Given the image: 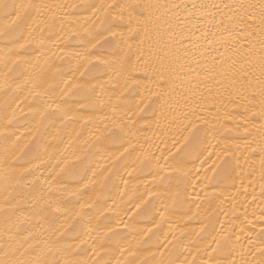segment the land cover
Listing matches in <instances>:
<instances>
[{"label":"snow or ice","instance_id":"1","mask_svg":"<svg viewBox=\"0 0 264 264\" xmlns=\"http://www.w3.org/2000/svg\"><path fill=\"white\" fill-rule=\"evenodd\" d=\"M77 8L89 9L92 16L102 13L104 19L100 26L109 36L90 32L85 26L91 20L88 17L81 25V37V32L76 30V25L81 22L69 11ZM66 25L69 29L66 39H86L92 48L101 40L109 42V37L113 40L119 38L128 50L135 47L136 63L133 64L130 58L124 59L120 62V69L123 91L132 89L140 99L132 104L124 102L123 107L122 96L116 103L104 102L96 96L97 85L87 78L90 69L85 66L79 73L78 83L69 87V82H65L67 91L63 95L69 92L79 95L80 109L108 108L112 114L98 122L92 116L84 120L81 131L76 134V139L80 140L83 132L88 133L83 146L74 145L71 138L65 141L61 128H56L47 144L40 145L36 141L40 126L47 120L50 127H55L56 119L63 124L68 119L70 105L66 100L56 102L53 99L57 88L53 65L47 59L42 65L41 57L35 53L42 52L46 41L51 39L46 33L55 32L57 27L65 31ZM116 27L123 30L116 32ZM0 44L3 45L0 47V95L4 97L3 104H0V169L4 192V204L0 206V213H3L0 216V264H264V228L254 234L255 240L249 236L251 247L245 248L235 233L228 235L223 224L219 230L211 223H201L199 230L189 229L185 223L169 226L164 231L161 227L164 212H160V221L153 217L152 227L129 229L125 224L124 227L137 237L134 244L125 246L122 241L113 239L119 235L116 228L105 223L82 232L76 231L74 226L65 228L60 225L57 214L67 210L59 196L49 197L46 206L34 203L31 211L20 208L18 203L24 198L21 189L35 190L38 181L35 173L40 165L53 160V168L59 169L57 176L70 172L74 178H79L83 187L96 183L97 176L107 181L112 168L107 164H97L96 167L92 164L94 156L107 150L106 145L119 149L107 157L113 166L121 158L140 152L136 159L144 168H155L161 180L165 179V173L187 177L190 169L185 166L188 163L200 160L203 165L213 155L216 159L205 171L212 172L213 177H219L225 184L234 183L245 171V166L255 172L257 169L251 155H233L228 145L216 151L220 141L213 136L217 144H211L209 133L214 132L215 125L208 116L212 115L210 100L225 94L229 102L232 97L248 99L246 93L255 79L259 83V116L264 121V0H122L106 5L0 0ZM65 55L77 58L78 64L85 60L96 67L88 49L83 53ZM96 62L108 63L99 58ZM24 92L33 97L29 112L38 126L35 132L18 135L17 101ZM145 112L158 114L156 124L162 128V135L171 137L174 147L179 145L175 152L169 150L165 154L157 146L160 154L156 155L144 150L143 145L137 148V120L134 117ZM20 113L23 115V109ZM72 119L81 117L73 116ZM256 133L246 140L245 153L259 155L260 195L264 199V122L256 128ZM61 144L63 149H60ZM69 149H72L70 153ZM89 172L91 178H88ZM29 177L34 179L29 180ZM44 183L50 181L46 179ZM100 187L104 188L105 184L101 182ZM64 190L62 185L55 188L57 193ZM152 195L148 193L149 197ZM178 196L179 191L172 194L173 203ZM32 199L38 202L45 198L41 194ZM140 199L141 204L148 203L143 196ZM141 204L135 207L140 209ZM200 206L197 204V209ZM79 215L77 212L76 216ZM100 215L104 216V212ZM257 219L264 220V213ZM178 249L183 251L178 253ZM88 252L92 255L85 259ZM185 252L188 256L180 260L179 256ZM125 253L127 257L122 260Z\"/></svg>","mask_w":264,"mask_h":264},{"label":"bare ground","instance_id":"2","mask_svg":"<svg viewBox=\"0 0 264 264\" xmlns=\"http://www.w3.org/2000/svg\"><path fill=\"white\" fill-rule=\"evenodd\" d=\"M44 2L54 5L65 3L106 5L120 3L122 0H44ZM142 2H148V0H142ZM152 2H155V0H152ZM167 2H175V0H167ZM216 2H220V0H216ZM69 11L81 22L76 25V30L81 32V37H83L81 25L88 17H91V20L85 26L90 32L94 35L97 32H102L104 36H109L100 26L101 21L104 19L102 13L98 12L96 16H92V12L87 8L69 9ZM122 30L120 27L114 28L116 32ZM46 35H51V39L46 41L42 52H36L35 55L41 57L42 65L45 59L53 65L52 72L56 73L55 85L57 86L53 99L56 102L66 100L70 105V110L68 111V119H65L63 124H61L60 119H56L55 127H50L49 122L46 120L44 125L40 126L36 141L40 145L47 144L56 128H61L65 141L71 138L74 145L83 146V141L88 139V133L83 132L80 140L76 139V134L81 131L84 120L92 116L98 122L99 119H103L106 115L110 116L112 113L108 108L80 109L79 95H73L71 92L68 95H63V92L67 91L64 86L65 82H69V87L78 83L79 73L86 66L90 69L87 78L91 79L92 84L97 85L95 89L97 97L106 103H116L117 98L122 96V107L124 102L132 104L138 101L140 97L132 89L126 92L123 91L124 84L120 62L130 58L131 62L135 64L137 61L135 47L128 50L120 43L119 38L113 40L109 37V42L105 43L101 40L100 44L92 48L91 45L86 43V39L76 37L66 39L69 35L67 25L65 31H60L57 27L55 32L46 33ZM197 35H199V32H197ZM93 43H95V40H93ZM2 46L0 44V47ZM85 49H88L92 54L91 58L96 67L87 64L85 60H80L78 64L77 58L65 55V53H83ZM97 58L108 63L98 64L96 62ZM44 66L46 67V65ZM137 75L140 76L142 73H137ZM257 75L259 74L257 73ZM92 77H95V79H92ZM179 82L178 80L177 83ZM258 93L259 83L254 79L252 87L246 93L248 99L232 97L231 102H229V98L225 94L223 97L209 102L212 115L208 116V119L215 125L214 132L209 133V139L213 145L217 144V139L220 141L216 151L228 145L229 151L233 155H251L257 169L252 172L245 166V171L237 177L234 183L225 184L219 177H213L212 172L205 171L211 165L212 160L216 159L215 155L203 165H201L200 160L188 163L185 166L186 169H190L187 177L177 173H165V179L161 180L160 176L156 174L155 168H144L136 159L140 152L132 157L121 158L113 166L107 160V157L117 153L119 149L116 146L106 145L104 147L107 150H102L100 155L94 156L92 164L93 167H96L97 164H107L109 168H112V173L107 181H103L100 176H97L96 183H89L87 187H83L79 178H74L70 172L57 176L59 169L53 168L55 164L53 160L48 164L40 165L39 171L35 173V177L38 178L35 190L32 188L21 189L24 198L18 202L19 207L31 211L34 203L37 206H46L45 201L49 197L59 196L62 206L67 210L63 214H57L60 216L58 221L60 225L65 228L74 226L76 231L82 232L89 227L96 228L98 225L105 223L109 227L116 228L119 235L113 237V239L122 241L125 246L129 243L134 244L137 238L134 232L124 227L125 224L128 225L129 229H146L152 227L153 217L156 221H160L159 213L164 212V219L161 221V227L164 231H167L169 226L175 227L185 223L189 229L196 230H199L201 223H211L219 230L221 224H223L228 235L235 233V236L239 237L240 245L250 248L251 245L248 244L249 236L255 240L257 237L254 234H258L261 228H264V220L257 219L264 213V199L260 195L259 155L245 153L246 140L256 136V128L264 122L261 121L259 116L261 104ZM252 97H255V99H252ZM3 101L4 97L0 95V104H3ZM17 103L19 108L16 111L20 119V123L17 125L18 135L35 132L38 125L29 112V108L33 104V97L24 92ZM20 109H23V115H21ZM73 116L81 117V119L73 120ZM134 118L137 120L135 138V141H138L137 148H139V145H143L144 150H150L159 155L157 146L164 150L165 154L169 150L175 152L176 148L179 147V145L173 146L171 137L162 135V128L156 124L158 114L145 112ZM245 128L248 129L247 132ZM249 133L252 135L250 136ZM213 136L217 139H213ZM162 141H166V143ZM149 145H151L150 149ZM63 147L64 145L61 144L60 149H63ZM71 151L72 149H69V153ZM92 151L94 152L95 149ZM217 162L219 163V161ZM35 163L39 164V161ZM237 171L239 172V170ZM130 172L132 173L131 176L129 175ZM88 178H91L90 172ZM32 179L34 177H29V180ZM46 179L50 183H44ZM125 181L127 187H125ZM101 182L105 184L104 188L100 187ZM61 185L65 190L62 193H57L55 188ZM78 189L79 191H77ZM177 191H179V196L176 197V202L173 203L172 194ZM70 193L76 194L70 195ZM121 193H124V195L121 196ZM148 193L154 195L149 197ZM41 194L44 196V200L37 202L32 199L33 196ZM3 196V176L2 169H0V206L4 204ZM141 196L148 201L147 204H141ZM254 196L256 197L255 200L253 199ZM210 203L211 207L209 206ZM89 204L93 206L91 208L86 207ZM136 204H141V208L137 209ZM197 204L201 205L199 209L196 207ZM165 207L167 208L166 211ZM77 212L80 213L79 216H76ZM101 212H104V216L100 215ZM2 215L3 213H0V216ZM104 217H109L110 220H105ZM189 217H192V219L189 220ZM0 231H2V226H0ZM176 235L179 236V232ZM184 242L186 243V241ZM91 243L92 241L89 240V244ZM180 251H183V249H178V253ZM91 255L92 253L88 252L84 258L87 259ZM117 255L119 254L117 253ZM167 255L168 253L165 252V257ZM185 256H188V253L185 252L180 255L179 259L183 260ZM126 257L127 253L121 259L123 260ZM188 258L191 259L190 256ZM236 259H240L239 255Z\"/></svg>","mask_w":264,"mask_h":264}]
</instances>
